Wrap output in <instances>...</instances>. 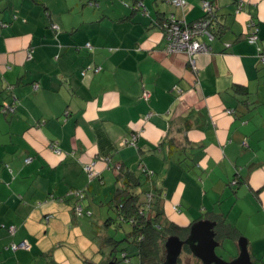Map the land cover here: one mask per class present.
I'll list each match as a JSON object with an SVG mask.
<instances>
[{
    "label": "crops",
    "instance_id": "1",
    "mask_svg": "<svg viewBox=\"0 0 264 264\" xmlns=\"http://www.w3.org/2000/svg\"><path fill=\"white\" fill-rule=\"evenodd\" d=\"M184 1L0 0V264H104L120 164L153 171L137 190L159 191L169 220L235 227L226 261L243 239L264 264V0H211L221 34L202 38L196 74L160 22L202 17ZM177 264L203 263L182 251Z\"/></svg>",
    "mask_w": 264,
    "mask_h": 264
},
{
    "label": "trees",
    "instance_id": "2",
    "mask_svg": "<svg viewBox=\"0 0 264 264\" xmlns=\"http://www.w3.org/2000/svg\"><path fill=\"white\" fill-rule=\"evenodd\" d=\"M164 21H160L161 25ZM210 24V29L213 31L215 38H218L221 34V28L214 23V20H211ZM141 169V173L144 175L143 181L131 170H127L121 164L118 165L115 178L116 181L121 182V185L115 189L110 206L114 215L104 220L102 228L118 226L119 230L123 232V237L122 239H116L113 235L108 234L102 237V244L109 247V253L104 260V264L129 262L130 254L126 251V248L119 249L121 241H126L134 249L133 255L137 257L138 264H165L167 255L165 243L167 239L170 236H177L184 240L189 233L191 224L181 226L165 216L159 191L155 193L152 190H137L143 182L152 181L151 175L147 173L149 169L145 167ZM152 189L155 190L153 183ZM217 220L213 219L210 222H214L212 230L214 238L219 244L226 237L238 239L241 237L235 227L224 223L223 218L217 217ZM125 224L128 225L127 231L123 228ZM117 251L120 252L119 255ZM182 251L191 252L186 244L183 246ZM178 261H180V255L177 258Z\"/></svg>",
    "mask_w": 264,
    "mask_h": 264
},
{
    "label": "built area",
    "instance_id": "3",
    "mask_svg": "<svg viewBox=\"0 0 264 264\" xmlns=\"http://www.w3.org/2000/svg\"><path fill=\"white\" fill-rule=\"evenodd\" d=\"M172 4L176 6L183 7L185 5L184 0H170ZM242 3L237 4L236 12L241 9ZM201 8L203 15L197 20L186 22L184 20H175L172 16L165 20L161 27L164 30V35L166 38V51L167 53H175V52H184L187 55V63L190 70L196 74L198 72V67L196 63V55L200 52H208L210 50L209 45L202 40L205 38L207 41H213L215 39V35L213 31L210 29V22L214 20V5L211 0H202ZM53 29H57L56 25H52ZM245 39L249 42H255L258 40V37L254 33H248L245 36ZM229 44H225L228 46ZM87 47H90V43H86ZM258 57L260 62L264 65V48L258 49ZM91 70L97 71L99 67L92 66ZM195 84V83H194ZM143 97L148 99L149 93L144 92ZM10 108V107H6ZM5 111V109H3ZM135 140V135H133L130 139V142L133 143ZM124 142H127L125 140ZM55 152L60 153V150L52 146L51 147ZM94 163H89L84 166L85 171L88 176L93 177L96 172L93 168ZM148 174L152 175L153 171L148 170ZM70 194H73L78 199H82L84 197V193L80 190H70ZM149 198V197H148ZM81 206L76 205L75 211L77 214H81ZM8 232L13 234L15 232L14 226L8 227ZM9 248L13 251L17 249L27 250L30 248V244L27 241L20 242H11L9 244Z\"/></svg>",
    "mask_w": 264,
    "mask_h": 264
},
{
    "label": "water",
    "instance_id": "4",
    "mask_svg": "<svg viewBox=\"0 0 264 264\" xmlns=\"http://www.w3.org/2000/svg\"><path fill=\"white\" fill-rule=\"evenodd\" d=\"M212 226V222L200 220L190 226L186 239L182 240L177 236H170L165 243L167 252L165 264H176L185 244L203 264H251L243 239L238 242L240 253L237 258L226 261L217 255L215 248L219 243L214 238Z\"/></svg>",
    "mask_w": 264,
    "mask_h": 264
},
{
    "label": "rangeland",
    "instance_id": "5",
    "mask_svg": "<svg viewBox=\"0 0 264 264\" xmlns=\"http://www.w3.org/2000/svg\"><path fill=\"white\" fill-rule=\"evenodd\" d=\"M80 6H81V4H79V8H80ZM109 186H112L111 184L109 185ZM144 186V185H143ZM143 187H142V185H141V188L140 189H142ZM142 195H144V194H142ZM112 215H114L113 213H112ZM126 231H127V229L126 228H128V225L127 224H125L124 225V227H123ZM120 228L117 226V227H111V234L113 233L115 236H117V238L116 239H122V237H123V232L121 231V230H119ZM125 244L126 243H123L122 241L120 242V246H119V249L120 248H124V246H125ZM223 248V249H222ZM224 249H226L227 251H229V252H234V253H236V245H235V243L232 241V240H230V239H226V240H224V242H222V244L219 246H217L216 248H215V252L218 254V255H221V256H223L222 258L224 259V260H226L227 258H228V253L227 252H225V250ZM117 254L119 255L120 254V252L119 251H117ZM128 264H136V259L134 260V258H131V261L130 262H128Z\"/></svg>",
    "mask_w": 264,
    "mask_h": 264
}]
</instances>
